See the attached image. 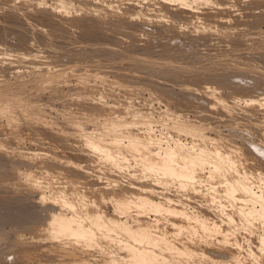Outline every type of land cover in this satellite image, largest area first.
Listing matches in <instances>:
<instances>
[{"label":"rangeland","instance_id":"obj_1","mask_svg":"<svg viewBox=\"0 0 264 264\" xmlns=\"http://www.w3.org/2000/svg\"><path fill=\"white\" fill-rule=\"evenodd\" d=\"M167 1L0 0V90L34 105L0 101L9 106L0 109V244L17 233L15 239H28L34 224H50L51 211L82 221L88 214L113 218L116 195L128 201L156 188L148 202L119 213L123 220L130 210L156 223L190 214L186 228L198 223L195 234L167 224L171 241L194 242L188 253L175 251L190 264L264 258L263 214H239L243 204L232 194L246 192L230 194L218 183L243 173L253 191L264 189V0ZM197 127L224 148L220 162L227 166L191 165L202 182L170 179L162 170L166 151L179 141L199 152ZM97 140L103 150L95 152L90 142ZM185 160L179 153L173 163L190 166ZM59 190L77 191L82 203L62 205ZM231 214L236 223L222 240L215 230L227 228ZM202 220L215 225L209 235ZM103 243L93 260L126 261L122 244ZM36 248L33 254L43 251Z\"/></svg>","mask_w":264,"mask_h":264},{"label":"bare ground","instance_id":"obj_2","mask_svg":"<svg viewBox=\"0 0 264 264\" xmlns=\"http://www.w3.org/2000/svg\"><path fill=\"white\" fill-rule=\"evenodd\" d=\"M169 1H167V3H169ZM178 1L183 2V3L187 2V0H178ZM197 1H199V0H197ZM62 4H63V2H62ZM64 4H66V3H64ZM171 4H173V3H171ZM203 23H205V21ZM252 100L255 101L256 99L253 98ZM258 100H260V99H258ZM263 100H264V98H263ZM0 101L7 102V103L13 102V103H19V104H26V107L23 109L32 108L34 106V105H29V103L25 102L21 96H15L13 94L10 95L9 93H6V92L1 91V90H0ZM30 102H32V101H30ZM32 103H34V102H32ZM8 107L9 106H7V105H5V106L3 105V106H0V109H7ZM192 126H194V125H192V123L189 124L187 122H180L181 128H185V129L188 127L192 128ZM193 128H195V127H193ZM148 132H150V129L146 131V133H148ZM195 133H196V135H195V137H193L195 139V141H193V142L195 144H198L196 147L199 148V146H200L199 152L197 151V153H196L195 152L196 149L195 150L191 149L194 145L189 146L190 148L188 151H190V152H187L188 148L186 147V144L184 143L185 146L182 147L183 143L182 142L179 143V141H177L178 142L177 145L179 144L180 146L178 145V146L171 148V149L167 148L168 150L166 151V156H167L168 160L162 164V170L165 174H167L170 177V179L177 178L180 182H188V181L202 182V181H204V179H203L204 177L203 176L198 177L196 174L195 166H193L191 168V165H195V164L196 165L197 164L204 165L206 163H212V164L214 163V166L216 167L217 170L225 168V166H227V165H225V166L222 165V163L220 162V159H221L220 156L222 155V153H223L222 151H224V148L221 146L220 147H217V146L213 147V145H214L213 140H215L216 138H211V137L206 136V134H204L202 132L200 127L196 128ZM151 139H152V137H151ZM217 140H219V139H217ZM90 143H91L90 144L91 147L93 148L92 150H94L95 152H98L99 150H103V146L101 145V143L98 140L90 142ZM153 143H154V141H153ZM151 144H152V140H151ZM153 146H154V144H153ZM155 148H157V147H155ZM183 148L185 149V151L183 150ZM154 150L155 149H153V147H152L151 152H153ZM160 151H162V150H160ZM192 151H194V152H192ZM156 152H157V149H156L155 153L153 152V155L158 156L159 151L157 152V154H156ZM179 153H182V156L186 159L185 160L186 162L187 161L191 162L190 166H187V163H183V164H180V163L174 164L173 163L175 158L179 155ZM159 155H160V153H159ZM107 157L117 158L118 154L107 152ZM157 163H159V162H157V160L155 159V160L151 161L150 166L154 167V166H156ZM229 168H233L235 170L234 173L238 172V169H236L234 162L230 164ZM60 173L62 174V172H60ZM228 175H230V173H228ZM237 175H238V173L235 176H228L231 178H226L225 180H222L218 183H220V185H222V186H225L226 189L229 188L230 194H231L232 190H235V192H236L238 187L241 188V190H239L240 188H238V192H241V191L246 192V194H247L246 196L244 193H242L243 197L240 196L241 193H239V195L236 194L235 195L236 197H234L232 194L233 199H236L238 197L237 199L239 201H241L243 204V205H241V207L238 208L239 214L245 215V217H246L251 213H255L257 216L260 214L261 215L263 214L262 216L264 217V204H263L264 203V189H262L261 192L253 191L252 186H251L252 183L250 186L247 184L248 183L247 182L248 177L245 178L246 175H243V173H242L243 177L242 176L240 177L241 173L238 176ZM232 177H234V178H232ZM244 178L246 179V181ZM46 182L49 183L48 181H46ZM226 186H228V187H226ZM71 189H73V191L75 190L74 187ZM156 190H158V189L151 188L150 190H146V192L137 196L135 199L128 200V201L122 200V198L124 197L123 194L121 195V193H120L119 196H117L115 194L116 197L119 198L118 202L115 203L116 212H119L121 214L124 213L126 211L125 209L129 208L132 205L131 203H134L133 207H137V206H139V204L141 202H144V201L148 202L149 201L148 198L151 197V195L153 193H155ZM67 191L68 190H59L58 192H56L57 193L56 197H58V199L66 201V202H63L62 205H64V206L76 205L77 203L79 205V203H82L80 195L77 194L78 193L77 191L71 193V192H69L70 191L69 190L68 192L70 195L67 193ZM67 194L69 196H67ZM232 197H229V198H232ZM82 201H83V198H82ZM259 204L261 205V208L257 207V205H259ZM152 205L154 206L156 211L160 208V204H156V205L152 204ZM59 208H62V207H59ZM54 211H56V210H54ZM170 211L175 212L174 209H172ZM50 213H52V214H50ZM119 213H116V216L113 218H108L102 214H88L86 220L82 221V220L77 219L76 218L77 216L74 214H73L74 216L70 217V216H67L66 214H59L58 211H57V214H55V213H53V211H51L48 214L49 219L51 218L50 224L48 223L49 221L47 222V220H45L46 222L45 221L42 222V224H44V222L47 223L48 225H46V224L45 225L48 226V228L44 225L42 227L41 223L40 224L38 223L39 225L34 224L32 227V230H31L32 235H29L30 237H28V239H26L27 237L25 238V235L23 236V238H25V239H22L21 236H20V238L22 240L19 239V237L17 239H15L17 236H19L17 233V235L14 234V235H16L15 238H10V239L5 240V241H7L6 245L0 244L2 246V247L0 246V250L8 248L7 249V250H9L8 252H10V253L13 252V255L12 254L10 255L11 256L10 260H8L7 262H4V259L7 256H9L8 254L6 256V253H8V252H6L7 250L6 251L4 250V252L0 251V264H2L3 262L5 264H33V263H36V264H190L187 262L188 260H186L188 257L186 258L185 256H182V257H184V259H182L178 255H176L175 251L179 252V251L185 250V253L186 252L188 253V251H186V249L187 250H188V248L193 249V246H195V245H193L192 247H191V245L194 242L191 245H189V247H187V242H186V246H185V244L183 246H181L175 240L171 241L170 236L167 235L168 231H170V229H169L170 225L175 227L176 230H178L180 228V226L181 227L184 226L185 228L188 227L187 224L190 222L189 219L192 218V216L190 214L182 212L181 214L185 215V217L183 216L184 218H181L180 221H172V222L163 221L160 223H156L154 221L147 220L146 219L147 217H143L142 215H139V212L133 213L130 210L128 213V217L125 220H123L122 216L119 215ZM50 215H52V217ZM46 216H47V214H46ZM260 216H258V217H260ZM235 220H236L235 216L231 214L229 219H228V222L230 225H228L227 228H221L220 230L219 229L215 230V231H220L219 234H222L221 235L223 237L222 240L223 239H225V240L229 239L231 231H233V227H234L233 225L236 223ZM204 221L205 220H202V222H203L202 223V226H203L202 231L204 232V234L208 233V235H209V233L213 232L212 230L215 228V225H213V223L209 224V222H207V221H205V222H207V223H205ZM195 225L193 227H195ZM261 225H262V223H261ZM172 226H170V227H172ZM189 226L192 228V226L190 224H189ZM262 226H264V224ZM44 227H46L47 230L44 229V231H43ZM197 227H198V229H196V227H195L191 230V231L194 230L193 234H195L194 232H196V230L199 231L198 223H197ZM191 228H189V229H191ZM187 229L188 228H186V231H187ZM0 231H2V230H0ZM19 234H21V233H19ZM189 234H191V233H189ZM0 235H1V233H0ZM22 235H23V233H22ZM110 235H113L112 240H109V239L103 240L105 238H108ZM236 237H237V235L235 236L233 242H232V238H231V241H229L230 245H231V242H232V244L236 245L240 241ZM1 238H3V237H1ZM37 238L41 239V240H34ZM261 238H262L261 242L264 245V230H263V235H261ZM11 239H13V240H11ZM180 239L178 238V240H180ZM3 240H4V238L2 239V241ZM33 240H34V242L35 241H38V242L41 241V243L36 242L35 245L30 244V242L34 243ZM182 240H180V241H182ZM103 241L106 243L108 242L110 244H112V243L113 244L119 243L118 245L122 244L124 249L127 250L126 253H122L125 257H128V258H126V261L124 259L122 262L121 261L119 262L115 259H111V257L110 258L106 257L103 259L97 258V259L93 260L91 258V256H94V255L99 256L101 253V252L94 253L93 249L98 247V242L100 244L102 243L103 248H104V246L106 244L104 245ZM173 241H175V242H173ZM185 241H187V240H185ZM190 241L191 240H189V242ZM168 242H170V246L168 245L169 244ZM171 242H173V243H171ZM197 242L199 243V241H197ZM197 242H196V247H198V245H199ZM70 244L72 245L71 247L68 246ZM153 244L157 247H152ZM159 244H161V246ZM176 244H178V245H176ZM171 245H173V246H171ZM33 246H34V248H36V247L42 248L43 247L44 252L40 251V253H39V251H37L38 253L34 252V254H33V252H32V249H34V248H32ZM9 247L12 251H10ZM63 247H68L69 251L66 253L65 252L62 253V255L61 254L55 255V252H56L55 250H60ZM185 247H187V248H185ZM41 248L38 250H41ZM45 248L47 249V251L49 250L50 253L47 252ZM27 249H29V250H27ZM192 249H191V251H192ZM197 249L198 248H194L195 252ZM25 250H26V254L24 253ZM52 250H53L54 254H52L53 253ZM27 251H29V252L31 251L30 254H27L28 253ZM103 251H105V248L103 249ZM191 251L189 253L192 256L193 252H191ZM197 251H199V250H197ZM41 252H43V253H41ZM58 252L59 251H57V253ZM61 252H62V250H61ZM240 255H242V254L240 253L239 256ZM119 256H121V255H119ZM242 257H243V255L241 256V259H242ZM119 258L121 259V257H119ZM233 259H235V257H233ZM6 260H7V258H6ZM231 260H229V261H231ZM236 261H239L238 257H236ZM255 261L256 262H253L250 264H264V258L263 259L260 258L259 260H257V258H256ZM233 263H236L235 260L231 264H233ZM245 264H247V263H245Z\"/></svg>","mask_w":264,"mask_h":264}]
</instances>
